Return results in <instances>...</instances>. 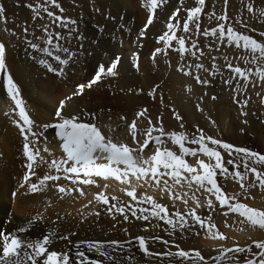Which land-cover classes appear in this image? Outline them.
I'll return each instance as SVG.
<instances>
[{
    "label": "snow or ice",
    "instance_id": "snow-or-ice-1",
    "mask_svg": "<svg viewBox=\"0 0 264 264\" xmlns=\"http://www.w3.org/2000/svg\"><path fill=\"white\" fill-rule=\"evenodd\" d=\"M180 3V0H177ZM225 6L228 0H224ZM168 0H146L145 7L149 10L147 20L143 28L137 35L138 40L146 37L148 27L153 24L156 12L158 9L164 7ZM196 6L185 9L186 18L180 17V8L174 9L168 16L165 27L166 30L157 38V43L163 44V47H156L151 59L155 63L156 58L161 53L164 56L168 55V50L173 49L178 52L181 59H184L185 54L189 57H195L199 61L197 51L203 56L204 52L198 47L196 40L192 39L191 35L188 40H191V46H186V38L184 35L177 36V31L181 27V19H183V33H192L196 36H211L214 38V43L227 44L234 46L237 49H242L245 55L238 56L237 59L243 61L245 65H255V71L247 67H240L239 64L233 65L228 56L223 59L226 67L230 70V75L227 78L223 77L219 68L213 65L215 71L205 67L202 63L189 64L187 60L177 67V71L184 76L191 77L198 85L205 87L210 86L212 81L208 78H202L203 73H209L212 76L220 75L222 84L226 87L232 88L235 103L240 104L237 99L240 84L239 81H249L252 76L259 77V80L264 82V42L257 41L251 35L241 33L235 30L231 25L226 27V23H218L216 27L205 29L201 31L200 18L206 5V0H195ZM49 5L53 6L61 13L64 9L58 3V0H44L40 3L27 4L33 11V19H43L42 14H47L51 18V25L64 29L66 35L62 32L51 31L49 24L40 25L39 28L42 36L33 39L28 38V27L23 28L24 39L27 46L36 54L44 57H50L57 62L58 67H54L52 62L47 58H39L38 63L45 67L49 72L56 73L58 76L64 75V70L70 62H74L76 53L69 47L65 46L64 41H70L74 36L77 40H82L84 37L79 34L77 21L71 17L63 15H56L49 10ZM248 11L253 12V6L247 5ZM96 12H100L99 7L95 8ZM6 9L0 3V21H7L5 15ZM208 19L215 18L218 21H227L228 16L224 15L217 17L215 12L207 14ZM106 19L115 20L114 16L106 15ZM123 18V17H122ZM259 18H264V9L259 12ZM175 21V23H173ZM264 22V19H262ZM190 25L192 28H190ZM247 27V24H245ZM98 31H103V26L97 25ZM255 31V29H253ZM15 34V33H13ZM264 37V32L260 33ZM173 41H176L177 47L173 48ZM41 43L44 45L41 46ZM83 45H81V48ZM142 47V45H141ZM212 48L210 44L208 46ZM195 49V51H194ZM218 50V49H216ZM63 54V55H62ZM215 61L216 57H212ZM134 67L139 68V52L134 53ZM121 57L117 54L111 63L105 67L100 64L91 80L86 83L76 85L75 91L71 96L61 100L57 107L53 122L39 125L37 128L36 121H34L25 102L22 98L21 90L15 83L14 78L10 74L6 64V45L0 41V75H7V97L9 98L8 114L16 113V119L13 123L19 130L23 138L22 152L26 157V171L18 183V187L23 189L22 193H13V195H29L46 192L51 182V188L58 192L60 199L64 196H73L76 193L78 196H85L86 193L82 185H95L100 187L95 178H101L104 181L110 178L115 179L122 185H127V188H121V191L131 198L128 203L121 202L118 197L112 196L111 199L104 191H99L94 194V200L98 204L105 206V211L113 219L119 215L123 217V221H129L130 217L137 220L150 221L156 219L163 221L169 227V230L175 231L194 229L198 226L199 229L204 230L213 239L225 240L227 237L220 233L215 224L211 222V216L207 219L202 218L198 214L197 209L204 206L200 200L193 195L191 199L195 201L196 207L190 209L187 214H182L179 211L171 214L168 206L158 203L157 200L148 195L146 192L137 193V187L154 186L160 188L161 191H166L175 203L180 200L185 205L188 204V192L177 190L187 187L192 190H203L209 193L210 196L206 200V206L215 210L213 199L218 202L221 209H226L223 214L227 216L229 213H236L240 219L241 225H247L252 228H259L264 230V209L251 207L245 202H241L238 196L226 194L222 187L218 184L217 175L225 178H232L239 182V186L244 190V195L247 196L248 189L259 187L264 190V170L259 166H264V154L254 151L247 147L236 146L232 143L225 142L212 135H208L203 129L196 126L195 131L191 136L185 131H170L166 132L161 117H157V123H153L150 116L147 115L148 109L143 108L135 113L134 118L129 121L128 117L121 115L118 119L122 122L115 127L106 125L107 134L102 131L101 127L95 122L97 114L94 112H81L79 115L65 116L63 110L66 107V101L71 100L74 96H81L85 90H90L105 77L118 76V65ZM166 63H170L166 61ZM236 81V86L233 87V82ZM156 85L148 93V95L155 99L157 89ZM191 86H187V91L191 92ZM207 93H205L206 95ZM217 97L213 96L215 100ZM162 100V97H161ZM203 97H201V101ZM248 101H243V106H247ZM198 111H203L200 104L196 105ZM174 118L182 121L178 113L173 109ZM0 114H4L0 112ZM87 115L91 122H85L82 116ZM241 115L247 116L246 111H242ZM144 118L147 120V126L138 127V121ZM22 122V123H21ZM215 124V121H211ZM243 123L247 124V120ZM158 125V126H157ZM127 129L128 137L121 139L115 135L118 130ZM180 128H184V124H180ZM48 129H54V135L59 142L63 155L55 156L47 146V137L45 133ZM244 129H241L243 132ZM43 137V153H47L48 157L41 154V138ZM139 137V138H138ZM167 137L173 145L178 146V151L171 150L166 146V141L163 139ZM131 139V144L127 139ZM153 145L154 150L148 157L143 155L144 150L148 148L149 144ZM187 145H195L198 147H189ZM223 153H227L230 157L226 162ZM2 155V154H0ZM187 157L195 158V163H189ZM201 157H205L201 158ZM41 165L46 166L48 172L40 176L33 182V177L37 176V168ZM227 165L232 166V170ZM241 166L243 171H241ZM252 176L251 183H248L249 176ZM136 183L133 184L132 180ZM70 181L71 187H66L61 181ZM171 182V183H170ZM104 189L108 188V184L103 185ZM115 201V203H113ZM135 202V203H132ZM92 201H89L91 204ZM150 205V207H143V205ZM88 205H85L87 208ZM89 215L100 216L99 211L88 213ZM85 213H81L84 216ZM43 219L41 214L35 217L27 218L11 232H6L0 229V264H131L134 259L133 256L124 254V250L131 253L133 248H137L146 257L168 258L174 257L181 261V264H208V261L201 254L199 250H184L176 245L178 251L166 252H152L150 245L156 242L163 243L166 247L169 246L170 241L164 240L158 235L144 236L138 235L132 237L125 228V233L129 238L125 241L120 240H89L73 242L70 236L75 235L74 232L63 233L58 235V227L46 232L41 237L31 238L28 235H23L30 232L31 227ZM63 219L57 216V221ZM191 220V223H189ZM57 221H52L56 224ZM151 226V225H149ZM149 226L144 227V231L148 230ZM159 225L151 226L158 227ZM115 227V225H113ZM244 230L243 228L241 229ZM196 235L200 232L196 231ZM55 239L68 240L69 247L64 251L49 250V246ZM253 245L258 250L252 251V245L241 247L236 245L232 248L222 249L219 256L212 259L220 264L221 261L233 260L235 264H240L238 255L228 256V253L234 254H251V258H247L244 264H264V240H254ZM86 247V250H83ZM73 249L75 251L73 252ZM87 253H95L98 257L103 259H94ZM122 257V259H121Z\"/></svg>",
    "mask_w": 264,
    "mask_h": 264
},
{
    "label": "rangeland",
    "instance_id": "rangeland-1",
    "mask_svg": "<svg viewBox=\"0 0 264 264\" xmlns=\"http://www.w3.org/2000/svg\"><path fill=\"white\" fill-rule=\"evenodd\" d=\"M39 2L43 3L44 0H39ZM137 2L140 9L142 8V10H146V18L143 24H140V21L137 22V19H135L134 17L131 20L129 19V15H127L129 11L122 4V0H58L60 6L64 9L63 13H61L59 9L49 5V10L54 12L56 15H63L65 17H71L73 20H76L79 34L84 37V39L82 40H77L74 36L70 41H64L65 46L69 47L73 52L76 53L74 62H70L64 70L65 73L69 67L72 77L70 85L76 87V85L78 84L88 82L93 78L98 65L103 64L105 65V67H107L114 59L115 55L118 54L121 57V61L117 69L118 76L105 77L100 83L93 87L106 88L108 90L117 89L122 81V78L120 77L123 65L122 60L127 59L126 56H128L131 59L132 63L133 61L135 63L136 61L134 60V53L139 52L140 54V51H142L144 47L152 45L151 48H154L155 46L162 48L163 44H158L157 38L166 30L165 24L168 16L173 12L174 9L180 8V17L186 18L185 9L196 6L195 0H180V3H178L177 0H168V3L164 7L157 10L153 24L148 27L146 37L142 40H138L137 35L146 23L149 10L145 7L146 0H137ZM0 3H2L5 7V15L7 16L6 22L0 21V41L5 43L6 50L8 49L11 52L15 60L19 62L22 70H25L26 68H29L31 66L33 70L37 71L38 68L44 67L38 63V59L42 57H34V55L38 54H36L30 48L27 50H30V54L27 53L26 50H24L28 46L26 42L23 41L25 40L23 28L28 27V38H33V40H35L34 35L37 34L38 36L39 33H42L39 26L43 24L51 25V18L48 17L47 14H42L43 19H33V11L25 5L37 3V0H0ZM249 4L253 6V12L248 11L247 5ZM96 7H99L101 11L96 12ZM261 9H264V0H228L226 6L224 0H206V5L200 18L201 31L216 27L218 23H226V27L228 25H231L235 30L251 35L257 41L264 42V37L260 36V33L264 32V22H262V19L264 18H259V12ZM213 11L215 12V15L217 17L224 15L226 12L228 20L226 22L218 21L215 18L209 20L207 14L212 13ZM106 15L114 16L116 19H106ZM173 23H175V21H173ZM245 24H247V27H245ZM97 25L103 26V31H98ZM182 27L183 19H181V27L180 30L177 31L176 35L185 36L187 47L191 46V40L187 39L188 36L191 35L192 39L197 41L198 47L203 50L204 55L201 56L200 52L197 51V56L200 57L199 61H197L195 57L187 56V54H185L184 59H181L180 54H177L178 52L174 51L173 49H169L167 56H164L162 53L157 56L155 62V64H157L155 66L157 67L158 65L159 67V63H161V65H163L165 68L167 67L166 69H169V71L178 74V77L181 80H185L184 82L186 83V86H191V92H188L187 87H185L186 99L188 103L180 104L177 106L176 104H169L168 102L163 101V99L165 98L164 96H161L162 101H160V99H157L156 97L155 99H153L148 95L151 90H147L145 92H141V94L144 95L145 99H147V105H137V111L143 108H147V115L150 116L153 123H157V117H161L164 126H166L164 123V116L166 113H168L170 117L174 121H176V127L178 129L167 130L163 126L166 132L185 131L191 136V134L195 131L196 126H199V128L203 129L204 132L208 135H212L215 138H219L236 146L247 147L264 154V82L260 81L259 77L252 76L250 78V82L239 81L240 88L236 95L237 99L240 100V104H237L233 100L234 92L232 88L226 87L222 84L220 75L212 76L209 73H203V71H201L202 78H208L212 81L210 86L205 87L203 85H198L194 79L188 76H184L182 73L176 70L180 64L185 62V60H187L189 64H195L197 62L202 63L205 65V67L211 69L212 71L216 70L215 68H213V65L215 64V66L219 68L220 73L223 74V77L227 78L230 75V70L226 67V63L223 59L225 55L228 56L234 66L239 64L240 67L250 68L253 72L255 71L256 66L251 64L245 65L243 61L237 59L238 56L246 54L242 49H237L234 46H228L227 44L214 43V38L211 36H196L193 34L194 29L192 33H183ZM190 28H192L191 25ZM32 29L36 31H32ZM253 29H255V31H253ZM50 30L55 32H62L65 35L67 34L64 29L58 28L55 25H51ZM102 43H106L105 49L103 48ZM107 44L111 46L113 45L112 47L117 46V49L114 48V50H111ZM210 44L212 45V48L208 47ZM81 45H83L82 48ZM177 46L178 45L176 41H173V48ZM27 54L28 56H26ZM123 54H125L126 56ZM140 57L141 56L139 55V68L137 69L136 67H134L137 77L142 76V72L140 70ZM212 57H216L215 61H213ZM47 59L52 62L54 67H58L57 62L52 60V58L48 57ZM178 59L180 61L177 62L175 66V61H177ZM24 60L29 61L28 64H26ZM166 61L170 63H166ZM34 64H36V67H34ZM84 65L85 70L83 68ZM151 69L153 72V85L160 86L157 89L156 94L161 95V92L164 91V84L163 82L159 84L158 82H156L157 71L154 70L153 67ZM31 74L35 73L31 72ZM84 78L85 81L83 80ZM81 79L82 82H79V80ZM236 83V81L233 82V87L236 86ZM129 88H131V86H129ZM90 90H85V93L87 94ZM205 93L207 94L205 95ZM213 96H216L217 98L213 100ZM201 97H204L202 100L203 102L201 101ZM244 100L248 101L246 107L243 106ZM154 104H158L159 109H155ZM197 104L201 105L203 111L197 110ZM207 104L212 106V110H215L216 108L220 109L219 112L223 113L224 120L218 119L216 113H212V111L210 112L208 110ZM173 109L176 113L183 117L182 121H178L174 118V114L172 111ZM110 111L111 110L108 109V113L106 114L96 113L97 117L95 122L100 127L102 126V124L119 125L122 123L118 118H115V115L118 113V111ZM242 111H246L248 115H241ZM100 112L102 111L100 110ZM85 113H89V111L85 109ZM244 120H247L248 123H243ZM139 121L142 122V125H138V127L143 128L147 126L146 119L141 118V120ZM211 121H215V124L211 123ZM85 122H91V119L87 115H85ZM181 123L184 124L183 129L180 128ZM241 129H244V131L241 132ZM126 134L128 135V133ZM150 146L153 145L150 143L148 148ZM187 146L198 147L195 145ZM168 148L174 151H178V146L176 145L169 146ZM146 150L147 148L144 150V152ZM149 152L150 150L145 153ZM223 155L226 162L230 157L227 155V153H223ZM201 158L206 159L205 157ZM186 159H188L189 163H195V158L187 157ZM227 166L230 170H232L231 165ZM257 167H260L261 170H264V166L258 165ZM240 170H244L242 166ZM95 179L97 180V183L103 181L101 178ZM217 180L218 184L222 187L223 191L226 194L238 196L241 202H245L251 207L264 209V190H261L259 187L250 188L248 189L247 196H245L243 194L244 190L240 188L238 181L230 177L225 178L223 176H220L219 174L217 175ZM251 181L252 176L250 175L248 183H251ZM94 187L95 185H89L88 190L92 192ZM178 187L179 186H177V189H180ZM181 190L187 191L189 197L188 204L185 206V209L182 210L183 214H187L190 209L196 207L195 201L191 199V196L194 193L195 196L200 200L201 204L204 205L197 209L198 214H200L202 218L205 219L211 216V222L217 226L214 231L218 230L220 233H223L227 237V239L225 240L213 239L204 230L199 229L198 226L194 229H185L187 232V237L197 241L200 240L201 243H205L206 241V245H197L196 250H199L207 261L211 257V251L213 252L214 257H216L221 254L222 249L232 248L236 245H239L241 247L252 245V251H258L253 245V241L264 240V230L262 234H253L251 236L247 235L244 236L243 239L237 238V236L235 237L232 235V232H242V230L240 229L242 225L239 222L241 218L238 217V214L229 213L227 216H225L223 212L226 209H221L218 202L215 201L214 197L211 198L213 199L215 210L208 208L205 202L209 198L210 194L206 193L203 190L202 192H198L195 187L192 190H188L187 187ZM260 200L263 202V204L260 203ZM189 223H191V220H189ZM196 231H199L200 234L196 235ZM214 242H216V244L212 245L214 244ZM233 255H238L240 264H244L246 257L251 258L250 253H228V256ZM187 264H191V261H188ZM208 264H217V262L215 260H213V262L208 261ZM220 264H235V262L233 260H225L221 261Z\"/></svg>",
    "mask_w": 264,
    "mask_h": 264
},
{
    "label": "bare ground",
    "instance_id": "bare-ground-1",
    "mask_svg": "<svg viewBox=\"0 0 264 264\" xmlns=\"http://www.w3.org/2000/svg\"><path fill=\"white\" fill-rule=\"evenodd\" d=\"M122 4L128 9L129 12L127 15H129L128 17L130 20L134 17L137 19V22L140 21V24H143L146 18V10L144 11L142 8L140 9L137 0H122ZM32 31L36 30L32 29ZM42 35V33L38 34L39 37ZM38 36L35 34L34 38H39ZM105 44L102 43L104 49L106 48ZM41 45L42 47L44 46L42 43ZM112 46L108 45L111 50H114V48L117 49V46ZM151 46L149 45L148 47H144V49L140 51L139 54L141 56V77H137V74L135 73L136 71L134 70L133 66L134 61L132 63L131 59L123 54L127 57V59L122 60L123 65L120 75L122 81L119 87L117 89L109 90L106 88L95 87L88 91L87 94L84 92V94L81 96H74L71 99L72 101H67L66 107L63 110V115L69 117L72 115H79L82 111L85 112V109L89 112L106 114L108 113V109H110V112L118 111V113L115 115V118H119L121 115H123L128 117V120L131 121L135 116V112L138 110L137 105H147V99H145L141 92L152 90L154 86L152 79V67L157 71L156 82H158V84L163 82L164 84V91L161 92L162 94H156L155 97L162 101L161 96H164L165 98L163 101H166L169 104H176L177 106L180 104H187L188 102L185 93V87L187 86L184 82L185 80H181L178 77V74L169 71V69H166L167 67L165 68L163 65H161V63H159V67L158 65L156 67L155 65L157 63L155 64L153 62L151 59V54L153 52L152 49H155L157 46L154 48H151ZM28 49L29 47L25 48L24 50L29 53L30 50L27 51ZM26 56H28V54ZM34 57L48 58L42 55H34ZM24 61L26 64L29 62L26 60ZM179 61V59L175 61V66ZM6 64L10 74L14 78L15 83L21 90L22 98L25 102L27 110L29 111L31 118L36 121L37 128L41 124L53 122L54 113L59 106L60 101L64 100L68 96H71L76 89L75 86L70 85L72 77L69 67L63 76H58L56 73L49 72L45 69V67H40L37 71L33 70L31 66L25 70H22L19 62L15 60L14 56L8 49L6 50ZM34 67H36V64H34ZM83 68L85 70V65ZM31 72H34L35 74H31ZM83 80L85 81V78ZM79 82H82V79L79 80ZM129 86H131V88H129ZM9 103V98L7 97V75H0V112L4 113L0 114V154H2L0 155V229L6 232H11L17 227L21 226L25 219L35 217L37 214H41L43 219L34 224L31 227L30 232L23 235H28L31 238H42L43 234L51 231L53 228L58 227V235L74 232L75 235L70 236L71 241L74 243L89 240L125 241L129 238V236L124 231V229L127 228L128 233L132 237L138 235H158L164 240L170 241V244L167 247L160 242L151 244L150 250L152 252L162 253L169 250L176 252L178 251L176 245H179V248L184 250H196L197 245H206V241L205 243H201L200 240L197 241L187 237L186 230L182 231L177 228L175 231H171L163 221H158L156 219L142 221L137 220L134 217H130L129 221H123V217L119 215L116 216V219H113L106 213L105 206L96 203L94 200L95 193L104 191L110 199L112 196H116L121 202L128 203L131 201V198L127 197L126 194L121 191V188H127L128 186L120 184L113 178H110L107 181L103 180L99 182L98 184L100 187L98 188L95 186L92 192L88 190L89 185H82L84 191H86L85 196H78L76 193H74L73 196H64L63 199H60L61 194L51 188V182H49V188L46 192L34 195L18 194L14 196L13 193L23 192V189L18 187V183L26 171V157L22 152V145L24 143L23 138L20 135L18 128L13 123V120L17 118L16 113H12L11 115L8 114V111L10 110ZM154 107L155 109H159L158 104H154ZM207 107L210 112L212 111V113H216L218 119L224 120L223 113L219 112L220 109L216 108L215 110H212V106L209 104H207ZM100 110L102 112H100ZM82 119L85 121V115L82 116ZM137 123L140 126L142 125L141 121H138ZM164 123L166 126H163L167 130L178 129L176 127V121H174L168 113H166L164 116ZM106 125H112L115 127L118 124H102L101 128L107 134V128L105 127ZM54 132V129H48L45 133V136L47 137V146L55 156L59 157L63 155V153L59 146V142L56 140ZM126 133L128 132L125 128L118 130L115 135L121 139H124L128 137ZM163 139L166 140V146H173L171 141H169L167 138ZM127 142L130 144L131 139L128 138ZM40 147L41 149L43 148V137L41 138ZM149 150H154L153 146L147 148L145 152ZM145 152L143 153L145 157H148L152 154V151L149 153ZM41 154L48 157L47 153L42 152ZM192 163L194 164V162ZM36 172L37 176L33 177V182H35L38 177L46 174L48 169L46 166L41 165L37 168ZM60 183L64 184L66 187L72 186L70 181L62 180ZM105 183L108 184L107 189L103 188ZM132 183L135 184L136 181L133 179ZM177 190L185 191L181 189ZM199 191L202 192V190H198V192ZM143 192H146L148 195L154 197L158 203L168 206L171 214H174L177 211L183 214L182 210L185 209L186 205L180 200H177L175 203H173L171 196L166 191H161L160 188L147 185L145 187H137L138 195ZM261 200L260 203L263 204ZM89 201H92V203L89 204ZM113 203H115V201H113ZM85 205H88V207L85 208ZM143 207H150V205L145 204ZM95 211H99L101 213L100 216L97 217L95 215L88 214ZM82 212L85 213L84 216H81ZM57 216L62 217L63 219L57 221ZM52 221H57V223L53 224ZM113 225H115V227H113ZM149 225L159 226L151 227ZM145 226H149L147 231L143 230ZM242 228L244 229L242 232H232V235L243 239V237L247 235L251 236L253 234L263 233V230L253 229L247 225H242L240 229ZM215 244L216 242H214L212 245ZM69 247L71 246L69 245L68 240L55 239L49 246V250H55L59 252L64 251ZM83 250L87 251L86 247ZM74 251L75 249H73V252ZM87 254L94 259H103L98 257L95 253ZM124 254L134 257V259L131 261V264H181V261L174 257H146L137 248H133L131 253L127 252V249H125ZM210 254L211 257L208 259V261L213 262L212 258L214 257V254L212 251ZM105 264H108V262L105 261Z\"/></svg>",
    "mask_w": 264,
    "mask_h": 264
}]
</instances>
